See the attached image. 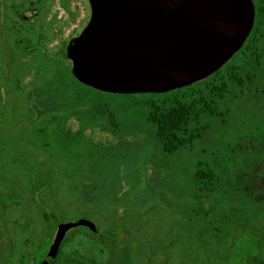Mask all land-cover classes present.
Wrapping results in <instances>:
<instances>
[{
	"label": "rangeland",
	"instance_id": "374dc122",
	"mask_svg": "<svg viewBox=\"0 0 264 264\" xmlns=\"http://www.w3.org/2000/svg\"><path fill=\"white\" fill-rule=\"evenodd\" d=\"M88 15L87 0H0V124L12 118L2 126L0 264H38L56 223L78 219L100 233L69 227L56 264H222L255 245L249 264H262L264 45L252 82L230 86L216 115L190 123L205 136L168 153L147 118L150 95L73 83L78 100L53 88ZM97 104L110 105L115 123L96 116Z\"/></svg>",
	"mask_w": 264,
	"mask_h": 264
},
{
	"label": "water",
	"instance_id": "95a60500",
	"mask_svg": "<svg viewBox=\"0 0 264 264\" xmlns=\"http://www.w3.org/2000/svg\"><path fill=\"white\" fill-rule=\"evenodd\" d=\"M87 1L89 20L66 56L85 85L116 94L161 93L209 76L241 48L254 21L252 0ZM73 225L99 230L86 219L57 222L38 264L54 260Z\"/></svg>",
	"mask_w": 264,
	"mask_h": 264
},
{
	"label": "trees",
	"instance_id": "16d2710c",
	"mask_svg": "<svg viewBox=\"0 0 264 264\" xmlns=\"http://www.w3.org/2000/svg\"><path fill=\"white\" fill-rule=\"evenodd\" d=\"M254 4V21L252 29L246 38L241 48L234 54L237 56V60L229 62V60L217 71H214L209 76L198 80L194 83L186 85L181 88H177L171 91L161 93H144L150 95L151 100L146 104L147 106V118L150 123L155 127L156 137L163 146L164 151L172 153L177 151L180 147L191 146L193 141L205 136L207 131L206 127L189 129L191 122L197 123L203 115H216V105L219 100H222L226 94H229L230 86H243L245 82H252L251 79L254 75L248 74V72L254 71L258 68L262 62L263 48L261 42L264 41V0H252ZM44 54V53H43ZM46 56V54H44ZM55 64L60 65L61 58H54ZM68 62V61H67ZM56 83L52 84L56 91H61V96L76 97L80 100L83 95L80 91L76 94L72 91V84H78L85 86L72 72V69L63 71V75L55 76ZM68 79L73 82L69 84ZM194 86L195 89L188 91L187 94L178 95L180 89L189 90ZM89 90L99 95H120L116 93H109L100 91L95 88H89ZM80 97V98H79ZM33 104L32 102H30ZM93 111L96 116L100 118H107L110 124L114 122V114L110 111L109 104H103L93 107ZM9 115H2V123L0 124V151L6 147V137H4L2 126L5 123H9ZM12 119V118H11ZM212 178L211 173H209ZM201 173L196 172L194 175L195 182L198 183L201 177ZM44 221L46 222L47 216L44 215ZM91 230V229H90ZM95 232V231H94ZM49 232L47 231L46 234ZM95 233L99 234L100 230ZM105 239L111 241L108 234L103 235ZM77 236H73L70 239H76ZM67 242V238L61 241L57 254L54 260L50 264H56L59 259L63 247ZM98 248V250H97ZM255 252L250 254H244L237 249L231 250L229 254H225L222 264H249L250 259L254 258L258 251V246H253ZM95 250L100 254H108V252L99 246H95ZM249 256V257H248ZM246 257V258H245ZM262 264H264V254H262Z\"/></svg>",
	"mask_w": 264,
	"mask_h": 264
},
{
	"label": "flooded vegetation",
	"instance_id": "af4514ba",
	"mask_svg": "<svg viewBox=\"0 0 264 264\" xmlns=\"http://www.w3.org/2000/svg\"><path fill=\"white\" fill-rule=\"evenodd\" d=\"M88 2V1H87ZM88 10H89V15H88V18L86 19V22H84V25L81 27V30L79 31V33H78V35L81 33V31L84 29V27L86 26V24H87V22H88V20H89V17H90V8H89V4H88ZM77 35V36H78ZM76 36V37H77ZM71 39H73V38H71ZM71 39H70V41H71ZM70 41H68V43H67V45H66V47L68 46V44H69V42ZM69 62H70V65H71V61L70 60H68ZM59 248V247H58Z\"/></svg>",
	"mask_w": 264,
	"mask_h": 264
}]
</instances>
